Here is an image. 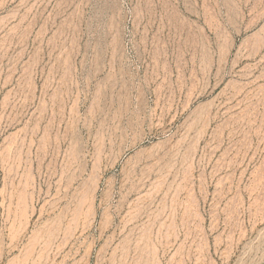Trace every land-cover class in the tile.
<instances>
[{"label": "rangeland", "instance_id": "1", "mask_svg": "<svg viewBox=\"0 0 264 264\" xmlns=\"http://www.w3.org/2000/svg\"><path fill=\"white\" fill-rule=\"evenodd\" d=\"M0 264H264V0H0Z\"/></svg>", "mask_w": 264, "mask_h": 264}]
</instances>
